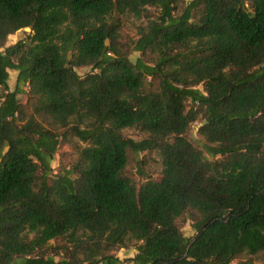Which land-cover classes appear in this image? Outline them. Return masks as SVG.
<instances>
[{"label": "trees", "instance_id": "1", "mask_svg": "<svg viewBox=\"0 0 264 264\" xmlns=\"http://www.w3.org/2000/svg\"><path fill=\"white\" fill-rule=\"evenodd\" d=\"M0 50V264H264V0H0Z\"/></svg>", "mask_w": 264, "mask_h": 264}, {"label": "rangeland", "instance_id": "2", "mask_svg": "<svg viewBox=\"0 0 264 264\" xmlns=\"http://www.w3.org/2000/svg\"><path fill=\"white\" fill-rule=\"evenodd\" d=\"M150 12L152 14H155V10H150ZM131 22H132V19L130 20V23ZM144 22L145 21H142V23H144ZM124 32L126 34H128L129 36H132V37L135 36L134 26L130 25L128 23H126V25H125ZM29 34H30L29 29H21V30L17 31L16 33H14L13 35H10L7 38L6 46L12 45V44L16 43L17 41L26 39L29 36ZM140 57H141V55L139 53L133 52L130 54L129 60L132 63H135V61ZM75 71L78 75L82 76L89 71V68H77V69H75ZM15 80H16V72L10 70L9 71V80H8L10 90L14 89ZM18 99H19L20 103H22V104H24L26 102V96H24V95L18 96ZM197 128H198V124H193V126L190 129V132L187 135L188 140L195 146L198 145V137L196 135ZM124 134L126 136L131 137V138L136 139V140L141 138V135H139L137 132H135L133 130H125ZM62 152H67L68 156L66 158H62V156H61ZM73 158H74V155L71 154V151L69 150L68 147H61V149L59 150V154L55 155L53 161L51 162V167L54 170V173H56L57 169L60 166L66 165ZM139 158L143 159V161H144L142 171L145 172L147 175L151 176V178L154 181H158L160 179L161 164H160V159H159L157 153H152V155H149L148 157H147V155H145V153H143L140 155ZM135 160L136 159L131 156L128 168L132 172V174H134V179L138 180V176L136 174L137 173V171H136L137 167H136ZM180 227H181V231L185 237L191 238L193 236L194 233H193V230L191 228L189 221L182 220L180 222ZM134 254H135V252H134L133 248H129L127 250H125V249L119 250L116 252V256L121 261L132 258ZM124 264H128V263H124Z\"/></svg>", "mask_w": 264, "mask_h": 264}]
</instances>
